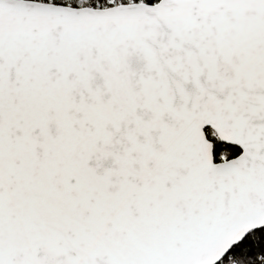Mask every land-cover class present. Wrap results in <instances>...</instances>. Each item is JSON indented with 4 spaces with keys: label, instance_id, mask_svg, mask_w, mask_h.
I'll return each instance as SVG.
<instances>
[{
    "label": "snow or ice",
    "instance_id": "obj_1",
    "mask_svg": "<svg viewBox=\"0 0 264 264\" xmlns=\"http://www.w3.org/2000/svg\"><path fill=\"white\" fill-rule=\"evenodd\" d=\"M0 264H264V0H0Z\"/></svg>",
    "mask_w": 264,
    "mask_h": 264
}]
</instances>
